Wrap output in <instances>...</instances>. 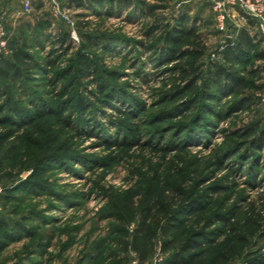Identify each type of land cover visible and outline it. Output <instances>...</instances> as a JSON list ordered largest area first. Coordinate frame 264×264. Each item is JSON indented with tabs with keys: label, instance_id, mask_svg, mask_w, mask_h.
<instances>
[{
	"label": "rangeland",
	"instance_id": "obj_1",
	"mask_svg": "<svg viewBox=\"0 0 264 264\" xmlns=\"http://www.w3.org/2000/svg\"><path fill=\"white\" fill-rule=\"evenodd\" d=\"M142 2L155 9L149 12ZM59 5L73 27L56 19L40 0H33L29 14L23 13L22 0L0 4V57L10 59L9 47L25 42L27 55L38 65L20 78L11 74L0 80V142L6 141L0 148V216L22 222L33 234L5 249L0 264H130L132 237L148 189H155L152 199L166 205L173 200L172 188L187 191L196 185L198 195L206 188L220 190L209 195L205 210L187 214L168 236L154 233L147 242L153 250L172 236L184 241L216 214L235 208L240 212L232 227L222 229L204 261L250 264L264 257V143L255 153L246 144L221 169L214 166L242 139L249 143L264 133V56L251 52L240 63L213 58L225 34L216 30L210 4L198 0H59ZM237 14L228 22L232 38L242 29ZM37 21L50 26L37 33ZM179 21L194 28L207 49L199 61V86L213 76L215 65L246 81L233 94L203 103L226 112L249 100L218 122L207 115L211 135L194 143L178 137L177 130L190 125L196 110L164 118L172 108L168 91L179 82L171 71L175 62L163 65L160 53L167 32ZM251 33L263 48L257 23ZM63 34L68 40L61 46ZM84 35L91 36L90 44ZM80 53L91 63L92 76L86 79L78 72ZM50 60L55 69L48 66ZM65 71L71 72L69 77L53 83L55 74ZM113 92L116 97L108 104L106 96ZM121 111L132 113V119ZM7 118L17 124H4ZM248 131L253 137L239 138ZM133 138L135 146L123 145L124 139ZM157 145L166 149L153 152ZM36 166L43 172L33 177ZM152 206L148 234L165 224L161 208ZM127 207L135 211L132 219ZM31 250L36 254H29Z\"/></svg>",
	"mask_w": 264,
	"mask_h": 264
},
{
	"label": "trees",
	"instance_id": "obj_2",
	"mask_svg": "<svg viewBox=\"0 0 264 264\" xmlns=\"http://www.w3.org/2000/svg\"><path fill=\"white\" fill-rule=\"evenodd\" d=\"M86 1L101 4L105 0ZM159 1L163 2L165 0ZM141 4L144 7H148V5L144 2ZM148 9L149 12H152L155 7H148ZM251 22L252 21L248 23ZM176 24L177 27H174L167 32L163 40L160 53V60L163 65L168 62H175V66L172 67L171 71L177 74L176 81L179 82L168 91L166 100L171 102L170 104L172 105V108L168 112L164 113V115H166L164 118H167V116L182 114L181 112H184L182 115H185V112L189 110H196V116L194 115V117H192L190 125H179L177 130L178 137L181 136L186 138L187 142L194 143L196 141L207 140L211 135V127L213 123H211L209 119L205 118L207 115L212 116L213 120L218 122L219 120L229 118L231 114L235 113L238 108L249 102V100L244 103H240L239 106L235 107V109L231 107V109L226 112L215 111L213 107L203 103L207 101L217 102L220 97L225 98L233 94L238 88L245 85L246 81L237 73H232L227 68L225 69L222 66L215 65L216 69L213 72V76L203 80L202 86H199L198 82L202 78V64H199V61L205 56L207 50L205 43L201 36L196 33L194 28L185 26L184 21H179ZM35 25L36 28L34 30L37 33H40L43 29L49 27L50 23L37 21ZM83 39L87 40L90 44V35H84ZM58 40L61 46H63L68 40V35L63 34ZM260 45L261 39L251 37L247 30L242 28L238 31V34L234 38L231 37L230 41L224 44V49L220 53V56L226 60H232L234 63H240V58L249 56L251 52H256L255 57L261 58L264 56V47L260 48ZM9 48L11 50V58L8 59L2 56L0 57L1 81L5 82L7 77H11V74L12 77L17 79L21 77L23 71L29 74L31 71L37 69L38 65L32 62L31 58L25 51V42H23V45L19 47L11 46ZM188 58L189 60L185 61ZM77 63L80 78L86 79L92 76V73L90 72L91 63L85 55H79ZM48 66L50 69H55L54 61H48ZM70 73V71H65L62 74H55L53 83L56 84L59 81L67 79ZM95 81L98 83V80ZM211 87L216 88L215 91H211ZM104 91L103 86L100 85L99 92L103 93ZM117 96H119V93ZM106 97L108 104H110L112 102L111 100L116 97L115 92L107 95ZM199 100H201L202 103L197 107L196 104ZM60 111L61 112L59 113L62 115V108ZM3 112L4 110L0 109V114H3ZM121 113L126 114L131 119L133 117L132 113L122 111ZM2 122L7 125L17 124L10 118H7ZM193 132H198V137L193 135ZM253 134V131L240 133L239 138H250L251 136L253 137ZM203 136L207 137V139H204ZM129 140L130 141L128 142L127 139H124L122 142L123 145L129 147L136 145L137 141L135 138ZM242 140H244L242 141L243 143L237 144V147L234 150L224 153V157L220 160L218 159L214 163L216 169H221L223 163L236 156L246 144L249 145V148L254 153L260 150L261 145L264 143V133H262L257 139L250 140L249 143H247L248 139ZM5 143L6 141H1L0 148H2ZM177 148L180 151L183 150V147L181 146ZM165 149V147L160 148L157 145L153 149V152L158 153L164 151ZM42 172V167L36 166L33 170L32 176L36 177ZM254 178L256 177L254 176ZM219 190V187L206 188L205 193H200V195H198V185L188 188L187 191L172 188L171 193H173V200L171 203L165 205L162 201L159 202V200L152 199L155 189H148L146 193L147 202H145V207L139 215L141 223L132 237L133 241L130 247V250L135 253L139 264H148L152 262L157 253L156 250L162 256V261L158 264H215L205 262L204 260L210 256V248L212 245L215 244L216 240L220 236L223 235L224 231L222 229L232 227V222H234L235 218H237V214L240 212L239 209L234 208L228 210L225 214H216L214 221L209 222L206 228L192 233L190 237L186 238L184 241H178L174 238V236H172L162 241L160 247L156 250H153L152 246L147 242L149 238H155L154 233L157 232L163 237L168 236L171 231L177 229L176 227L182 225L184 222V219L182 218H186L187 214L201 213L205 210L206 202L210 197L209 195L214 194ZM152 204L161 208L159 213L163 215L162 217L165 219V224H163V226L161 225L159 228L153 229L148 234L146 222L152 215V209L154 208ZM126 211L130 213L129 219H132L135 216L134 209L132 210L130 207H127ZM215 223H219L220 227L213 228ZM122 234L123 236H127V230H123ZM31 236H33V234L27 231V228H25L22 222L8 221L5 217L0 216V255L5 249L17 241V239ZM31 252L33 251H29V254H36ZM250 264H264V257L251 261Z\"/></svg>",
	"mask_w": 264,
	"mask_h": 264
},
{
	"label": "built area",
	"instance_id": "obj_3",
	"mask_svg": "<svg viewBox=\"0 0 264 264\" xmlns=\"http://www.w3.org/2000/svg\"><path fill=\"white\" fill-rule=\"evenodd\" d=\"M50 7L53 16L56 19L64 21L66 24L73 27V21L68 14L59 5V0H40ZM210 4L213 13L215 14L216 30L225 34L227 39H231L227 35V25L231 20L232 15L237 12L238 21L246 24L250 21L257 23V26L264 36V0H198ZM2 0H0L1 4ZM33 0H22L23 13L29 14L31 12ZM224 49V45L213 55V58L220 57V52ZM264 107V98L262 100ZM130 264H139L138 259L132 251H130ZM162 261V256L157 251L153 264H158Z\"/></svg>",
	"mask_w": 264,
	"mask_h": 264
},
{
	"label": "crops",
	"instance_id": "obj_4",
	"mask_svg": "<svg viewBox=\"0 0 264 264\" xmlns=\"http://www.w3.org/2000/svg\"><path fill=\"white\" fill-rule=\"evenodd\" d=\"M251 23H253V24H251ZM251 23H246V24H242V28H244V29H246L247 30V32L249 33V35L251 36V37H253V38H255L256 36L254 35V34H252L251 33V30H253V26H254V21H252ZM229 25V24H228ZM228 25H227V29H228ZM253 25V26H252ZM230 41V39H227L226 37H225V43L226 42H229ZM224 43V44H225Z\"/></svg>",
	"mask_w": 264,
	"mask_h": 264
}]
</instances>
